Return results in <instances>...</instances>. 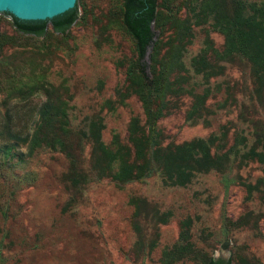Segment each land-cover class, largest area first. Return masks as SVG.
Instances as JSON below:
<instances>
[{
    "label": "rangeland",
    "instance_id": "374dc122",
    "mask_svg": "<svg viewBox=\"0 0 264 264\" xmlns=\"http://www.w3.org/2000/svg\"><path fill=\"white\" fill-rule=\"evenodd\" d=\"M185 1L172 0L171 5L180 7L181 18H190ZM75 7L76 19L67 30L54 33L47 22L40 37L18 32L11 17L0 13V80L4 68L42 71L50 82L67 89L73 128L86 129L91 120H99L104 144L114 133L124 143L129 118L136 115L142 121L143 115L136 95L125 89V70L135 53L121 25V0H77ZM189 23L190 43L183 55L186 68L205 34L217 50L223 44L209 20ZM217 63L219 72L206 83L188 71L190 83L199 82L194 92L208 89L207 111L195 121L187 120L191 96L170 98L157 123L162 144L206 138L219 134L221 128L224 148L236 134L245 138L246 146L264 136V87L256 89L246 61L234 58ZM42 100L37 93L24 102L8 101L10 111L17 110L13 120L32 124ZM19 150L24 152V147ZM89 150L85 142L84 168L89 166ZM263 167L255 159L237 157L223 173H198L184 186L165 185L158 173L121 187L107 178L91 179L69 202L68 161L62 153L40 150L22 161L0 155V264H164L162 250L177 241L185 217L190 219V240L212 257L233 255L230 264H239L238 256L254 257L264 264ZM131 195L143 197L148 209L155 205L169 212L165 223L155 225V233L145 219L141 248L131 224ZM167 264L195 263L183 259Z\"/></svg>",
    "mask_w": 264,
    "mask_h": 264
},
{
    "label": "trees",
    "instance_id": "16d2710c",
    "mask_svg": "<svg viewBox=\"0 0 264 264\" xmlns=\"http://www.w3.org/2000/svg\"><path fill=\"white\" fill-rule=\"evenodd\" d=\"M171 1L121 0V25L132 40L135 53L125 70V89L136 95L143 115L142 121L136 115L129 118L126 142H121L114 133L110 142L104 144L100 139L99 120H91L86 129L73 128L68 118L70 95L67 89L50 82L42 71L4 68L0 80L2 158L22 161L40 150L62 153L68 161L69 202L80 196L83 185L91 179L107 178L121 187L158 173L165 185L184 186L198 173L210 170L223 173L237 157L239 160L255 159L264 166V136L256 137L246 146L245 138L236 134L233 143L224 148L225 133L221 128L219 134L211 133L206 138L162 144L157 127L158 120L171 104L170 98L176 99L183 94L191 96L185 113L187 120L195 121L207 111L204 101L208 89L203 87L199 93L194 92L199 82L190 83L189 70L200 77V83H206L219 72V60L238 58L249 65L256 89L264 87V0H186L190 18H181L180 7L171 5ZM9 16L18 32L40 37L46 32L47 22L52 32L62 34L73 24L77 12L74 7L48 21H23ZM189 20L196 24L209 20L211 28L222 35L223 44L217 50L205 34L202 47L190 57L186 68L183 55L190 43ZM37 93L42 94L43 100L36 108V119L32 124L15 122L13 117L18 115L17 110L12 113L8 101L24 102ZM85 142L90 145L88 168L82 167ZM19 146L24 147V152ZM128 202L132 207L131 224L136 243L141 248L145 244V219L148 218L151 229H155L157 223L167 221L169 212L160 211L155 205L148 209L146 200L138 195H131ZM223 220L227 221L225 215ZM189 227V217L183 218L177 241L162 250L164 264L183 259L195 264H230L233 255L214 258L196 246L190 240ZM236 259L239 264H259L254 257L248 260L238 256Z\"/></svg>",
    "mask_w": 264,
    "mask_h": 264
},
{
    "label": "water",
    "instance_id": "95a60500",
    "mask_svg": "<svg viewBox=\"0 0 264 264\" xmlns=\"http://www.w3.org/2000/svg\"><path fill=\"white\" fill-rule=\"evenodd\" d=\"M77 0H0V13L23 21H43L75 7Z\"/></svg>",
    "mask_w": 264,
    "mask_h": 264
},
{
    "label": "flooded vegetation",
    "instance_id": "af4514ba",
    "mask_svg": "<svg viewBox=\"0 0 264 264\" xmlns=\"http://www.w3.org/2000/svg\"><path fill=\"white\" fill-rule=\"evenodd\" d=\"M50 27H51V25H50Z\"/></svg>",
    "mask_w": 264,
    "mask_h": 264
}]
</instances>
